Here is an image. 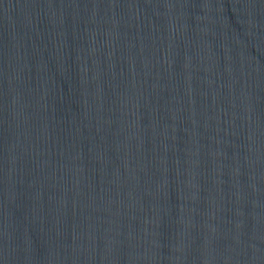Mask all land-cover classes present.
Masks as SVG:
<instances>
[{
  "label": "water",
  "instance_id": "obj_1",
  "mask_svg": "<svg viewBox=\"0 0 264 264\" xmlns=\"http://www.w3.org/2000/svg\"><path fill=\"white\" fill-rule=\"evenodd\" d=\"M0 264H264V0H0Z\"/></svg>",
  "mask_w": 264,
  "mask_h": 264
}]
</instances>
